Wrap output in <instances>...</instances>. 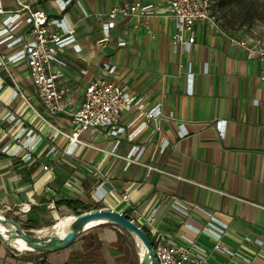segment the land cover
I'll use <instances>...</instances> for the list:
<instances>
[{"label": "crops", "instance_id": "1", "mask_svg": "<svg viewBox=\"0 0 264 264\" xmlns=\"http://www.w3.org/2000/svg\"><path fill=\"white\" fill-rule=\"evenodd\" d=\"M132 1L75 0L64 10L47 1L40 8L50 20V32L62 31L61 20L77 45L56 50L64 61L53 64L63 74V110L81 104L91 80L106 78L126 84L146 110L159 108L158 130L149 122L131 137L120 136L116 146L114 137L88 130L80 134L84 143L71 147L65 136L53 137L52 127L27 101L67 132L74 129L69 116L65 111L45 113L26 64L9 61L8 71L0 67V210L33 233L72 213L65 200H78L91 208L129 213L151 240L153 228L176 243L195 240L207 252L205 264H264V58L258 52L249 58L246 49L230 41L235 37L264 47V33L256 34L255 26L245 30L252 21L227 20L213 0L217 27L197 22L194 42L174 45L176 23L164 12L163 0H138L161 12L118 18L105 35L106 17L100 14ZM4 6L11 8L12 3L5 1ZM18 48L2 46L0 51L7 60ZM105 50L109 55H102ZM105 64L113 65V72ZM135 113L124 112L121 121L128 123ZM180 124L187 130L183 137L178 136ZM29 129L39 139L30 158L23 160L15 139ZM164 139L168 144L161 152ZM133 145L138 149L128 163L124 156ZM49 202L55 207L48 208ZM21 203L29 204L26 213L18 211ZM209 214L227 223L220 238L223 253L213 250L215 239L205 232ZM149 215L151 224L145 221ZM99 224L61 250L13 255L0 241V264H126L118 249L121 235Z\"/></svg>", "mask_w": 264, "mask_h": 264}, {"label": "built area", "instance_id": "2", "mask_svg": "<svg viewBox=\"0 0 264 264\" xmlns=\"http://www.w3.org/2000/svg\"><path fill=\"white\" fill-rule=\"evenodd\" d=\"M5 1H10L12 7L4 6ZM47 1H53L60 10H64L75 0H0V48L15 49L9 59H5L0 51V67L8 71V62H24L27 67L30 81L34 88L35 96L43 107L45 113L54 114L58 111H65L74 129L70 132L64 131L56 125L51 124L40 114L35 107L27 101L26 95L21 89L18 92L28 105L47 122L53 129V137L63 135L67 138L71 147L78 146L84 142L80 139V134L88 130L103 132L105 135L114 137L115 146L119 143V137L126 135L131 137L143 125L154 122L155 129L158 130V122L161 118L159 108L146 110L141 97L133 95L126 84H119L106 78H96L91 80L84 88L83 99L76 109L63 110L62 97L65 88L60 85L62 72L53 68V64H64V61L57 55V47L62 45H77L74 43L75 37L70 30L63 26V21H59L61 32H50V20L40 5ZM164 12L172 18L175 23V30L171 36L174 45L186 46L194 42L191 34L197 22H206L210 27H217V16L213 6V0H163ZM161 12L144 8L142 2L136 0L130 3L113 5L106 13V20L102 24L105 35H108L111 28L116 24L118 18H148L154 13ZM163 12V11H162ZM188 34V36H187ZM231 43L239 44L247 51L250 58L258 52L260 58H264V47L259 42L254 41L249 46L245 39L231 38ZM256 46V47H255ZM107 72H113L114 66L105 64ZM190 69V63L188 64ZM191 71L188 76L191 82ZM264 79V76H263ZM191 93V87L188 90ZM136 110L135 115L128 123L121 121L124 112ZM170 113L168 118H172ZM11 119L15 117L12 115ZM187 134L184 124L179 125L178 136ZM221 137L225 134L224 125L219 130ZM25 139L22 142V139ZM32 129L25 133L21 132L16 136L15 150L23 152V160L30 158V152L38 141ZM168 140L161 143L160 151H164ZM137 145L131 146L124 156L128 163L133 161L132 155L136 153ZM73 152L72 148L68 153ZM163 171V170H162ZM125 202L129 201L126 193L121 194ZM48 208H54L53 202L46 204ZM20 213H26L30 206L28 203H21L17 206ZM7 209H11L7 207ZM153 215L146 217L145 221L151 224ZM205 232L215 239L213 250L223 253L224 247L220 243V238L226 234L227 223L219 221L215 216L209 214ZM141 225V224H140ZM154 239L151 240L154 256L158 264H205L207 252L205 248L187 239L186 243H176L165 237L153 228ZM238 255V254H237ZM246 261L248 259L245 258Z\"/></svg>", "mask_w": 264, "mask_h": 264}, {"label": "water", "instance_id": "3", "mask_svg": "<svg viewBox=\"0 0 264 264\" xmlns=\"http://www.w3.org/2000/svg\"><path fill=\"white\" fill-rule=\"evenodd\" d=\"M1 213L2 211L0 210ZM93 222L110 223L135 236L143 249L142 254L139 255L137 264H158L151 242L138 221L127 212H121L108 207L93 208L74 215V219L69 224V232L63 236L57 230L48 231L42 235L31 233L23 228L18 221L1 214L0 225L12 228L13 233L5 235L0 228V241L13 255H21L27 252L42 253L61 250L69 247L84 231L91 227V224L94 225ZM16 238L21 239L27 248L19 249L15 252L11 244Z\"/></svg>", "mask_w": 264, "mask_h": 264}, {"label": "rangeland", "instance_id": "4", "mask_svg": "<svg viewBox=\"0 0 264 264\" xmlns=\"http://www.w3.org/2000/svg\"><path fill=\"white\" fill-rule=\"evenodd\" d=\"M216 4H218L219 8L221 6L225 16L227 17L226 18L227 20L236 19V22H235L236 24L238 22L242 24V22L244 21H252V24H250L247 28H245V30H249L250 28H253V26H255L258 29L255 32L256 34L258 32L259 33L261 32L262 34L264 33V27H263L264 26V0H217ZM51 12L53 14L55 13L54 10H51ZM104 15H105V12L101 13L100 17L103 18ZM104 42L105 41H102V46H104ZM120 43L122 42L119 41V44ZM102 55L103 56L109 55V51L108 50L103 51ZM1 214H3L5 217H8L3 212ZM14 220L20 223L18 218ZM20 224L22 225V222ZM99 225H100V228L112 229L116 231V233L121 235L117 239L118 240L117 243H118V249H120V251L123 252L121 254L123 258V262H126V264H137L140 252H139L138 246L136 245L131 235L127 233L126 231H124L123 229L113 224H110V223H100ZM14 251L17 252V250L15 249Z\"/></svg>", "mask_w": 264, "mask_h": 264}, {"label": "bare ground", "instance_id": "5", "mask_svg": "<svg viewBox=\"0 0 264 264\" xmlns=\"http://www.w3.org/2000/svg\"><path fill=\"white\" fill-rule=\"evenodd\" d=\"M73 219H74V214H66V215L62 216L61 218H59L55 222L56 223L55 225L53 223L49 227H45V228H41V229H36V230L33 231V233L38 234V235H42V234H45L48 231L57 230V232L61 236L66 235L69 232V224H70V222ZM93 223L95 225V223H100V222H93ZM92 225L93 224H91V226ZM0 228H1L2 232L5 235H10L11 233H13V229L12 228H6V227H3L2 225H0ZM131 237L134 239L136 245L138 246L139 252H140L139 254L141 255L142 252H143V249L141 247V244H140L139 240L135 236H132L131 235ZM11 246L14 249H16V250L27 248V246L25 245V243L21 239H19V238H16L15 240H13Z\"/></svg>", "mask_w": 264, "mask_h": 264}, {"label": "trees", "instance_id": "6", "mask_svg": "<svg viewBox=\"0 0 264 264\" xmlns=\"http://www.w3.org/2000/svg\"><path fill=\"white\" fill-rule=\"evenodd\" d=\"M65 205H67V207L71 210V212L76 215V214H79L83 211H87L89 209H92L89 205H86V204H81L78 200H65L64 201ZM99 206H96L94 208H98ZM23 228H25L23 225H22ZM143 227V226H142ZM147 237L149 238L150 242H151V238L149 236V233L146 231V229L143 227ZM152 245V243H151Z\"/></svg>", "mask_w": 264, "mask_h": 264}]
</instances>
